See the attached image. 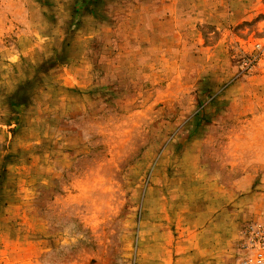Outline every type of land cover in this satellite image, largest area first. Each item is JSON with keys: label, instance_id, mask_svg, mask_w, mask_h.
<instances>
[{"label": "rangeland", "instance_id": "374dc122", "mask_svg": "<svg viewBox=\"0 0 264 264\" xmlns=\"http://www.w3.org/2000/svg\"><path fill=\"white\" fill-rule=\"evenodd\" d=\"M0 264H264V0H0Z\"/></svg>", "mask_w": 264, "mask_h": 264}, {"label": "crops", "instance_id": "0c3cea01", "mask_svg": "<svg viewBox=\"0 0 264 264\" xmlns=\"http://www.w3.org/2000/svg\"><path fill=\"white\" fill-rule=\"evenodd\" d=\"M210 227H211V229H213L212 228L213 227L212 224H210ZM205 233L207 234V231ZM201 238H202V233H201ZM216 239H217V236L216 235H213V232L211 231V233H210V241H211V244L213 243V241H216ZM202 241H203L202 245H206L207 244L206 239L202 238Z\"/></svg>", "mask_w": 264, "mask_h": 264}]
</instances>
